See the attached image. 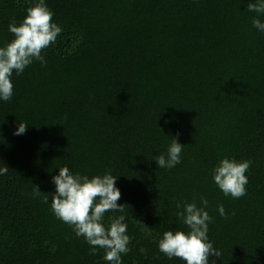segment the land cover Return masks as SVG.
<instances>
[{"label": "trees", "instance_id": "16d2710c", "mask_svg": "<svg viewBox=\"0 0 264 264\" xmlns=\"http://www.w3.org/2000/svg\"><path fill=\"white\" fill-rule=\"evenodd\" d=\"M46 3L63 31L42 53L47 65L13 74L14 95L0 101V167L9 168L0 176V264H107L103 250L90 255L42 203L65 165L90 177L119 175L131 237L123 264H185L165 257L157 241L187 230L176 204H199L200 196L222 253L209 259L264 264V34L252 27L248 0ZM29 6L0 0V46L13 38L10 20ZM18 122L29 124L19 136ZM177 133L182 161L159 169L153 158ZM225 156L253 161L239 199L212 181Z\"/></svg>", "mask_w": 264, "mask_h": 264}, {"label": "clouds", "instance_id": "9594fccd", "mask_svg": "<svg viewBox=\"0 0 264 264\" xmlns=\"http://www.w3.org/2000/svg\"><path fill=\"white\" fill-rule=\"evenodd\" d=\"M30 6L19 22L12 18L8 31L12 39L0 46V101H11L14 90L13 74L19 76L34 62L41 67L47 65L44 50L56 43L62 33V27L53 17L54 13L47 6L46 0H29ZM244 0H241L243 3ZM247 11L255 13L251 19L252 27L264 34V0H248ZM29 124L18 122L14 135H23ZM179 133L169 139L166 151L155 156L159 169L171 170L182 161L184 146L178 141ZM253 161L222 157L212 169V181L225 197L239 199L247 194L246 186ZM9 168L0 167V176L7 174ZM119 175L111 169L91 177L73 172L67 165L58 168V174L51 177L54 192L42 197V203L49 205L52 214L61 222L71 227L76 238H83L89 245V254L96 255L103 250V260L107 264H123L122 256L129 252L131 237L128 233L125 205L119 204L120 189L117 187ZM41 191L33 186L34 197H40ZM51 197V200H49ZM209 201L199 197V204L194 197L191 202L179 201L176 204V217L185 226L183 229L163 232L157 241V248L169 260L180 259L185 264H216L221 251L214 247L209 239V225L214 217L209 214ZM219 216L227 219L223 204L216 206ZM107 215L106 219V214ZM235 215V213H231Z\"/></svg>", "mask_w": 264, "mask_h": 264}]
</instances>
